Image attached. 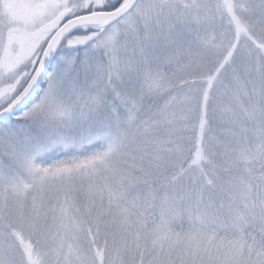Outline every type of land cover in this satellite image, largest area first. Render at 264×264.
<instances>
[{
    "label": "snow or ice",
    "instance_id": "obj_1",
    "mask_svg": "<svg viewBox=\"0 0 264 264\" xmlns=\"http://www.w3.org/2000/svg\"><path fill=\"white\" fill-rule=\"evenodd\" d=\"M0 264H264V0H0Z\"/></svg>",
    "mask_w": 264,
    "mask_h": 264
}]
</instances>
